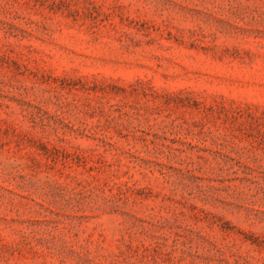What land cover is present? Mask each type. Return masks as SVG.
<instances>
[{"label": "rangeland", "instance_id": "374dc122", "mask_svg": "<svg viewBox=\"0 0 264 264\" xmlns=\"http://www.w3.org/2000/svg\"><path fill=\"white\" fill-rule=\"evenodd\" d=\"M0 264H264V0H0Z\"/></svg>", "mask_w": 264, "mask_h": 264}]
</instances>
